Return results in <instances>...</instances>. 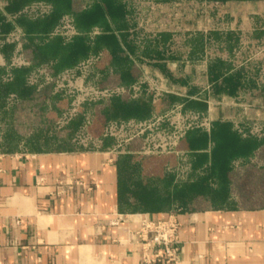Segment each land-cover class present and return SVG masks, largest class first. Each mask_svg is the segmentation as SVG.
<instances>
[{"label":"rangeland","instance_id":"rangeland-1","mask_svg":"<svg viewBox=\"0 0 264 264\" xmlns=\"http://www.w3.org/2000/svg\"><path fill=\"white\" fill-rule=\"evenodd\" d=\"M13 1L0 0L1 152H111L127 209H181L204 181L209 191L189 210L264 205V0H119L122 18L85 30L63 7L46 31L32 33L20 19L52 17L57 0ZM113 29L117 45L98 42ZM78 35L89 50L70 66L30 50ZM20 67L29 89L5 90ZM216 120L255 143L230 157L226 177L212 168ZM205 132L204 147L190 148V136ZM215 188L224 201L212 200Z\"/></svg>","mask_w":264,"mask_h":264},{"label":"crops","instance_id":"crops-1","mask_svg":"<svg viewBox=\"0 0 264 264\" xmlns=\"http://www.w3.org/2000/svg\"><path fill=\"white\" fill-rule=\"evenodd\" d=\"M119 168L105 150L0 151V264H167L145 261L135 230L170 215L175 264H264V205L127 209Z\"/></svg>","mask_w":264,"mask_h":264},{"label":"trees","instance_id":"trees-1","mask_svg":"<svg viewBox=\"0 0 264 264\" xmlns=\"http://www.w3.org/2000/svg\"><path fill=\"white\" fill-rule=\"evenodd\" d=\"M20 0H14V4H18ZM58 10L54 12L52 17L48 19L31 21L25 18H21L20 22L25 25L29 33L35 32L37 30L46 31L49 26L58 18L61 8H73V11L76 14L77 25L81 30L88 29L94 25H106L111 19L118 20L124 15V7L119 0H100L97 1L90 8H82L79 6V0H57ZM61 11V10H60ZM30 41L33 40V36L29 37ZM98 42L101 43L104 40L106 42H112L117 45V33L116 31L110 30L102 33L97 38ZM31 46V43L28 44V47ZM32 52L39 59L53 58L57 60L58 65H72L80 56L86 54L89 50L87 39L84 35L76 36L73 41L69 43H63L61 37L54 36L48 38L45 43H34ZM27 68L20 67L15 70L16 79L11 83H7L5 90H9L11 85L20 87V92H25L29 87L25 83L24 74ZM212 136L216 140L214 151L212 153V163L214 171H221L224 174V177L227 176L229 171V161L230 157L236 153H246L255 143L251 139H242L235 131L232 130L228 122H221L216 120L214 127L212 129ZM209 134L198 133L196 135L190 136V148L199 149L203 148L207 143ZM200 152L198 155L201 160H204L207 156L204 151ZM120 167V164H119ZM120 172V168H119ZM121 178V177H120ZM197 184L193 185L191 190V196L183 200L180 204L181 209H190L191 204L193 203V198L199 194H206L209 187V183L204 181L200 186ZM199 187V188H198ZM209 191V189H208ZM124 190L121 189V179H120V201L122 203V195ZM212 200L214 202L218 199L224 201L227 198V193L224 192L222 188L213 189ZM161 199V198H160ZM193 200V201H191ZM213 207H222L218 205H212ZM224 207V206H223ZM211 208L210 206H205L201 209ZM150 211H158L151 209ZM149 212V211H148Z\"/></svg>","mask_w":264,"mask_h":264},{"label":"built area","instance_id":"built-area-1","mask_svg":"<svg viewBox=\"0 0 264 264\" xmlns=\"http://www.w3.org/2000/svg\"><path fill=\"white\" fill-rule=\"evenodd\" d=\"M135 233L145 261L176 263L180 250L179 224L172 215L165 218L144 216Z\"/></svg>","mask_w":264,"mask_h":264}]
</instances>
